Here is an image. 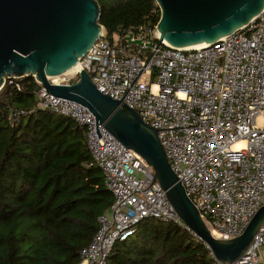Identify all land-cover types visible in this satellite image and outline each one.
Listing matches in <instances>:
<instances>
[{"label":"built area","instance_id":"1","mask_svg":"<svg viewBox=\"0 0 264 264\" xmlns=\"http://www.w3.org/2000/svg\"><path fill=\"white\" fill-rule=\"evenodd\" d=\"M112 34L109 40L101 29L74 69L48 79L69 83L84 68L104 94L156 129L171 170L210 234H239L264 203V6L243 25L196 47L158 39L155 24L125 32L124 43ZM5 81L22 88L15 76ZM35 96L36 107L70 116L84 127L90 154L86 165L100 168L112 194L91 238L78 248L75 264H103L114 241L131 235L143 217L173 221L190 231L150 166L95 120L99 142L87 107L42 84ZM24 112L15 107L12 115ZM263 243L264 218L238 258H213L212 264H260Z\"/></svg>","mask_w":264,"mask_h":264},{"label":"trees","instance_id":"2","mask_svg":"<svg viewBox=\"0 0 264 264\" xmlns=\"http://www.w3.org/2000/svg\"><path fill=\"white\" fill-rule=\"evenodd\" d=\"M106 37L152 27L154 0H97ZM0 88V264H75L78 248L112 202L101 170L90 160L84 127L72 117L36 107L40 85L31 74ZM74 80V79H72ZM25 110L18 116L12 110ZM192 232L143 217L134 232L115 240L103 264H212Z\"/></svg>","mask_w":264,"mask_h":264},{"label":"water","instance_id":"3","mask_svg":"<svg viewBox=\"0 0 264 264\" xmlns=\"http://www.w3.org/2000/svg\"><path fill=\"white\" fill-rule=\"evenodd\" d=\"M154 1L159 10L157 38L176 47L213 41L249 21L264 6V0ZM98 15L97 0H0V88L9 76L31 74L48 92L87 107L94 116L99 142L95 120L150 166L178 217L211 256L220 261L238 258L264 218V203L239 234L212 236L171 170L155 128L143 122L133 109L104 94L84 68L69 83L48 79L74 66L97 39L102 29ZM129 36H125L127 40ZM131 40L140 43L138 38Z\"/></svg>","mask_w":264,"mask_h":264},{"label":"crops","instance_id":"4","mask_svg":"<svg viewBox=\"0 0 264 264\" xmlns=\"http://www.w3.org/2000/svg\"><path fill=\"white\" fill-rule=\"evenodd\" d=\"M260 250V264H264V248L259 249Z\"/></svg>","mask_w":264,"mask_h":264},{"label":"bare ground","instance_id":"5","mask_svg":"<svg viewBox=\"0 0 264 264\" xmlns=\"http://www.w3.org/2000/svg\"><path fill=\"white\" fill-rule=\"evenodd\" d=\"M199 44H201V43H197V44H194V45H189V46H186V47H196V46H198ZM76 66H77V64H74V66H72L69 70H67V72H68V71H71V70L74 69ZM52 77H56V76H52Z\"/></svg>","mask_w":264,"mask_h":264},{"label":"rangeland","instance_id":"6","mask_svg":"<svg viewBox=\"0 0 264 264\" xmlns=\"http://www.w3.org/2000/svg\"><path fill=\"white\" fill-rule=\"evenodd\" d=\"M102 30H103V28H102ZM112 36L114 37L115 35L112 34ZM54 78H56V77H54ZM258 120H259V118H258ZM262 248H264V243L262 245H260V248L259 249H262ZM259 256H260V250H259Z\"/></svg>","mask_w":264,"mask_h":264}]
</instances>
